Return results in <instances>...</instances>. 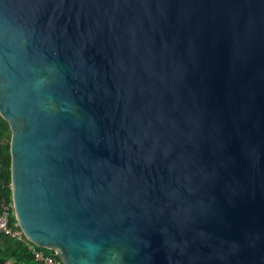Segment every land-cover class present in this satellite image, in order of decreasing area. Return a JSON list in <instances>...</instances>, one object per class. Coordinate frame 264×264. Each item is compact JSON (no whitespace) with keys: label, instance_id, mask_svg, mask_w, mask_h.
<instances>
[{"label":"water","instance_id":"95a60500","mask_svg":"<svg viewBox=\"0 0 264 264\" xmlns=\"http://www.w3.org/2000/svg\"><path fill=\"white\" fill-rule=\"evenodd\" d=\"M0 118L63 264H264V0H0Z\"/></svg>","mask_w":264,"mask_h":264},{"label":"trees","instance_id":"16d2710c","mask_svg":"<svg viewBox=\"0 0 264 264\" xmlns=\"http://www.w3.org/2000/svg\"><path fill=\"white\" fill-rule=\"evenodd\" d=\"M9 130L6 122L0 118V198L9 199V165L8 152ZM0 264H34L23 242L10 240L0 233Z\"/></svg>","mask_w":264,"mask_h":264},{"label":"built area","instance_id":"2783aa9c","mask_svg":"<svg viewBox=\"0 0 264 264\" xmlns=\"http://www.w3.org/2000/svg\"><path fill=\"white\" fill-rule=\"evenodd\" d=\"M0 233L10 240L23 242L34 264H63L54 251L38 249L24 236L16 220L11 198H0Z\"/></svg>","mask_w":264,"mask_h":264}]
</instances>
